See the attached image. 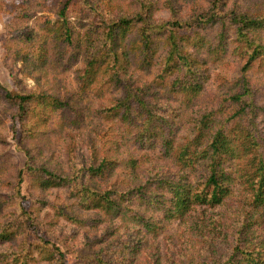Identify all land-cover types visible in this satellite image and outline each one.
<instances>
[{
  "label": "rangeland",
  "instance_id": "obj_1",
  "mask_svg": "<svg viewBox=\"0 0 264 264\" xmlns=\"http://www.w3.org/2000/svg\"><path fill=\"white\" fill-rule=\"evenodd\" d=\"M65 1L0 0V83L7 89L17 90V75L23 78L28 90L55 96L62 101L57 109L53 105L44 111L39 108L29 122L34 131L28 142L29 147L35 148L37 162L61 175H68L74 167H98L103 160L110 161L107 175L86 177L101 188L114 182L118 186L120 183L137 185L151 174L178 170V153H166L159 142L156 147L148 149L137 140L135 124L124 119L121 112L115 114V111L106 109L122 92L109 77H102L86 90L82 89L78 71L83 66V57L77 50L81 45L84 25L91 21H104L103 17L92 12L86 0H72L69 7L68 16L76 28L75 44L66 46V51L58 54L49 45L50 36L47 31L50 29L45 28L43 23L56 21ZM141 1L158 4V8L152 10L155 24L172 18L167 6L171 0H94V3L108 9L110 14L115 15L116 11L123 10L135 15L142 11ZM177 1L183 21L201 6L208 5L206 0ZM242 3L252 12H264V0H242ZM28 8V15H20L22 10ZM223 20L229 27L227 48L224 49L218 41L219 22L210 28L204 38L198 34L191 36V46L197 44L194 50H199L207 62L209 78L203 93L190 100L167 88L159 89L164 95L162 101L171 102L173 108L180 111V132L176 147L187 142L188 137H195L197 131L207 132L210 126L213 128L219 125L227 112L234 111L236 106L231 96L243 90L241 81L246 79L250 88L256 92V102L260 107L256 123L264 139V60L260 58L245 68L247 57L236 52L238 34L234 18L225 16ZM29 31L38 34L32 41L25 39ZM180 33L187 32L180 30ZM256 34L264 42V29ZM155 36L159 46L156 64L151 71L140 70L135 65L128 69L129 74L141 83L154 81L166 53L167 34L162 30L157 31ZM52 58L54 63L47 65ZM204 114L210 116V120H207L209 126L203 129L198 124L195 129L192 119ZM235 122L225 124L234 139L239 136ZM0 136L5 139V142L0 141V193L10 197L18 182L19 171L26 169L30 157L25 150L24 126L17 116V108L3 100H0ZM194 146L196 149L201 147L199 142ZM235 156L227 162V171L232 173L233 178L229 183L230 194L224 202L216 206L195 205L182 218L168 220L157 215L154 216L155 223L138 226L147 241H144L145 246L138 252L134 264H206L211 256H228L235 243L237 227L243 222L251 231L252 238L247 243L253 249L264 250V211L251 203L253 188L246 176L250 171L247 161ZM203 172V166L198 164L196 175ZM25 180L22 191L28 197L24 201L26 207L36 209L45 228L52 235L64 236L71 247L76 249L88 236L92 239L103 235L110 240L114 237L122 238L128 233L126 228L131 224L128 220L121 217L110 219L100 210L85 209L67 188H38L32 177L30 181V177L25 176ZM40 194L38 201L42 202L35 201ZM11 207L9 205L6 208L5 215L13 210ZM94 218H100L101 221L93 222ZM82 219H88V222H80ZM134 224H131V229ZM41 250L36 254L37 264H52L45 256L46 249ZM66 263L72 264V257Z\"/></svg>",
  "mask_w": 264,
  "mask_h": 264
},
{
  "label": "trees",
  "instance_id": "obj_2",
  "mask_svg": "<svg viewBox=\"0 0 264 264\" xmlns=\"http://www.w3.org/2000/svg\"><path fill=\"white\" fill-rule=\"evenodd\" d=\"M206 1L207 6H201L183 21L179 2L171 0L167 6L172 18L155 24L152 10L158 8V4L154 2L141 1L142 11L135 15L123 10L116 11L114 15L100 7L99 3L95 4L94 0H86L92 12L103 17L104 21H91L84 25L81 45L77 50L83 57V66L78 71L82 89L86 90L102 77H109L122 92L106 109L115 111V114L121 112L124 119L135 124L137 140L148 149L156 147L159 142L166 153H178V170L151 174L141 184L120 183L118 186L114 182L106 188L96 186L86 177L107 175L111 164L107 160H103L98 167H74L70 174L61 175L37 162L38 155L35 148L29 147L28 140L34 131L29 123L32 115L39 108L44 111L49 105L57 109L62 101L55 96L28 90L23 78L17 75V90L7 89L0 83V100L16 106L17 116L24 126L25 150L30 157L26 169L19 171L18 182L10 197L0 193V264H37L36 254L42 248L46 249L45 256L52 264H67L69 257H72V264H134L147 241L138 226L155 223L154 216L157 215L168 220L182 218L195 205L216 206L224 202L231 190L229 183L233 175L227 171V162L233 155L247 161L250 171L246 176L253 188L251 203L264 211V139L256 123L260 107L248 79L241 81L243 90L231 96L236 106L234 111L227 112L229 116L213 126L214 129L210 126L207 132L197 131L195 137H188L180 147H176L180 111L174 109L171 102L162 101L161 87L185 95L190 100L203 93L209 78L207 62L199 50H194L197 44L191 46V36L198 34L204 38L210 28L219 22L218 41L224 49L227 48L229 27L223 20L225 16H233L237 25L236 52L247 57L245 68L260 58L264 60V42L256 36L257 31L264 29V12L255 13L246 9L242 0ZM72 2L66 0L63 3L56 21L43 23L45 28L50 29L47 33L53 45L50 41L49 45L56 54L75 44L76 28L68 16ZM25 10L20 15H28L30 8ZM162 30L167 34L166 53L159 72L152 83H141L129 74L128 69L135 65L140 70L151 71L156 64L159 46L155 33ZM180 30L187 33H180ZM37 36L35 31H29L25 39L32 41ZM54 61L52 58L47 65ZM209 117L204 114L192 119L195 129L198 124L204 129ZM233 121H236L234 125L239 135L236 139L230 136L225 126L226 122ZM204 136L206 139L203 141ZM0 141L5 142V139L0 136ZM196 142L201 146L199 149L194 146ZM198 164L203 166L204 172L197 176ZM25 176L30 177V181L32 177L38 188L63 186L78 198L85 209L100 210L110 219L121 217L131 224L134 222V227L131 229L129 224L126 228L128 233L122 238L107 240L103 235L92 239L88 236L75 249L64 240V236L52 235L45 228L36 209L26 207L24 201L28 197L22 191ZM40 196L35 197V201L42 202L38 201ZM9 205L13 210L5 215ZM92 221L101 219L94 218ZM80 222L87 223L88 219ZM237 231L229 255L211 256L206 264H264V250L253 249L247 243L252 237L246 222L238 225Z\"/></svg>",
  "mask_w": 264,
  "mask_h": 264
}]
</instances>
